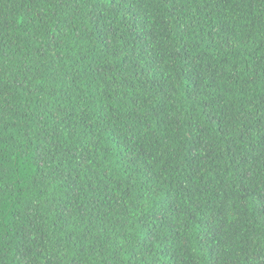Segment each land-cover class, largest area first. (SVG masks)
<instances>
[{"label":"trees","instance_id":"1","mask_svg":"<svg viewBox=\"0 0 264 264\" xmlns=\"http://www.w3.org/2000/svg\"><path fill=\"white\" fill-rule=\"evenodd\" d=\"M0 264H264V0H0Z\"/></svg>","mask_w":264,"mask_h":264}]
</instances>
